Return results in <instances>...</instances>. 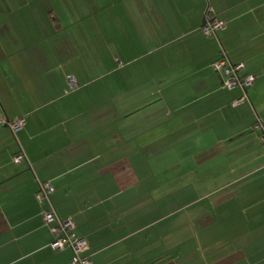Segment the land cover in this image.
Returning a JSON list of instances; mask_svg holds the SVG:
<instances>
[{
	"label": "crops",
	"instance_id": "1",
	"mask_svg": "<svg viewBox=\"0 0 264 264\" xmlns=\"http://www.w3.org/2000/svg\"><path fill=\"white\" fill-rule=\"evenodd\" d=\"M261 125L264 0H0V264H71L45 181L93 264H264Z\"/></svg>",
	"mask_w": 264,
	"mask_h": 264
},
{
	"label": "built area",
	"instance_id": "2",
	"mask_svg": "<svg viewBox=\"0 0 264 264\" xmlns=\"http://www.w3.org/2000/svg\"><path fill=\"white\" fill-rule=\"evenodd\" d=\"M224 26L225 22L223 20L217 19V17H211V19L208 18L206 20L201 31L207 36L216 37L217 30ZM220 55L218 59L213 61L212 67L223 75V87L225 89L241 88L243 94L234 103H242L248 98L247 89L256 82L258 74L243 73L245 64L243 62H237V64L233 62L224 49H222V54ZM69 83L72 89L77 86L74 77L69 78ZM8 124L16 132L24 126L25 119L18 118L9 121ZM261 126L263 129L262 140L264 141V125ZM25 159L26 154L24 152H20L14 157L16 163L22 162ZM53 191V184L45 181L40 182L37 192L38 201L47 204L46 208L43 209V218L53 238L51 246L56 250L70 249L73 252L71 264H93L91 254L88 253L89 245L85 239L77 235L75 222L70 218H61L56 212L51 201Z\"/></svg>",
	"mask_w": 264,
	"mask_h": 264
}]
</instances>
